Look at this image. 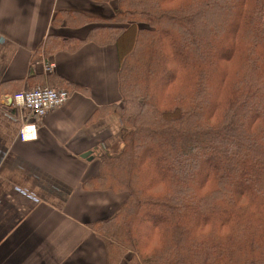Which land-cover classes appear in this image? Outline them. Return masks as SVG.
Listing matches in <instances>:
<instances>
[{
  "label": "trees",
  "instance_id": "trees-1",
  "mask_svg": "<svg viewBox=\"0 0 264 264\" xmlns=\"http://www.w3.org/2000/svg\"><path fill=\"white\" fill-rule=\"evenodd\" d=\"M109 18L58 11L41 53L118 48L125 134L83 188L126 195L91 227L109 264H264V0H93ZM31 82L72 92L58 75ZM3 85L0 94L21 91Z\"/></svg>",
  "mask_w": 264,
  "mask_h": 264
},
{
  "label": "crops",
  "instance_id": "crops-1",
  "mask_svg": "<svg viewBox=\"0 0 264 264\" xmlns=\"http://www.w3.org/2000/svg\"><path fill=\"white\" fill-rule=\"evenodd\" d=\"M61 10L109 18L113 6L0 0V89L21 80V91L42 87L30 79L51 74L75 87L68 102L43 119L11 106L12 93L0 94V264H109L106 246L91 226L127 199L83 188L99 175L101 156L119 152L125 134L117 113L90 121L121 104L118 48L89 44L75 54L45 58L41 51L49 35L84 39L95 27L52 28ZM47 62L56 65L51 74ZM25 127L34 138L22 139Z\"/></svg>",
  "mask_w": 264,
  "mask_h": 264
},
{
  "label": "built area",
  "instance_id": "built-area-1",
  "mask_svg": "<svg viewBox=\"0 0 264 264\" xmlns=\"http://www.w3.org/2000/svg\"><path fill=\"white\" fill-rule=\"evenodd\" d=\"M56 65L53 62H47L45 71L48 74L54 72ZM71 93L66 90H58L53 87H36L30 90L20 91L8 98V102L18 111L31 114L37 119L45 118L49 113L59 109L68 102ZM25 127L21 132L23 140L34 138V133H29Z\"/></svg>",
  "mask_w": 264,
  "mask_h": 264
},
{
  "label": "water",
  "instance_id": "water-1",
  "mask_svg": "<svg viewBox=\"0 0 264 264\" xmlns=\"http://www.w3.org/2000/svg\"><path fill=\"white\" fill-rule=\"evenodd\" d=\"M90 155V154H89ZM85 157H87V156H85Z\"/></svg>",
  "mask_w": 264,
  "mask_h": 264
}]
</instances>
